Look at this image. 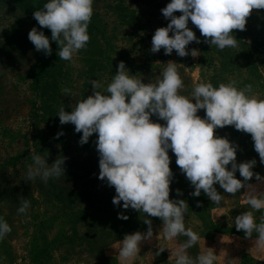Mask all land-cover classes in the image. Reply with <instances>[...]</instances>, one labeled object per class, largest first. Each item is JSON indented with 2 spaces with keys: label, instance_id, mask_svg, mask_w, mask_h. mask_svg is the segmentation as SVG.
<instances>
[{
  "label": "rangeland",
  "instance_id": "obj_1",
  "mask_svg": "<svg viewBox=\"0 0 264 264\" xmlns=\"http://www.w3.org/2000/svg\"><path fill=\"white\" fill-rule=\"evenodd\" d=\"M168 3L170 0H94L93 16L88 27L90 40L85 48L77 52L71 61H64L58 55L59 46L51 41L52 60L62 69L61 93L58 102L52 105L56 112L44 114L41 110L44 100L35 77L42 60L50 56L36 51L28 35L33 28L43 31L50 40L52 35L48 28H42L35 18L22 12L12 2L0 0V216L12 228L0 240V264H121L116 248L120 247L124 238L108 241L101 256L91 246H79L68 241L67 235H72L74 230L80 235L100 230L97 222L92 226L88 224L96 206L54 193V185L59 183L71 189L78 186L82 193H97L104 201L112 198L115 188L109 186L106 180L99 179L98 134L94 133L88 143L81 145L82 132L77 133L71 123L61 125L58 112L61 107L71 112L79 101L93 95L92 80H99L106 88L121 61L144 83H156L161 79V72L167 63L175 62L184 83L181 94L185 96L191 97L198 83H212L218 87L221 83L235 81L238 88L252 85L250 95L264 100V9H253L247 18L246 26L252 32L244 45L249 46L245 50L251 51L252 57L243 55L241 44L236 48L219 50L205 43V38L191 21L189 27L201 42L190 43L188 49L189 52L198 49L200 55L180 57L175 50L171 55H165L163 49L157 53L151 51L155 31L170 22L162 15V9ZM175 15L182 13L178 11ZM239 55L241 60L234 61ZM226 58L232 60L235 67L224 71ZM63 89H70L71 95H66ZM198 115L204 117L205 110H200ZM152 119L166 124L155 115ZM59 132L63 135L57 139ZM215 134L227 137L239 146L238 163L255 159L254 172L264 176V163L260 162L255 151L251 134L238 131L234 126L217 128ZM31 153L40 154L49 164L65 157V174L47 182L39 178L34 181L25 179L28 167L33 163ZM169 155L171 164H176V156L171 150ZM75 168L78 172L74 173ZM176 168L173 170L170 196L180 184L178 182L186 178L181 169ZM236 175L242 179L239 171ZM184 183L186 186L180 184L181 187L191 191V183ZM248 183L264 192V182L257 181L255 176ZM215 187L223 196L222 203H213L201 192L195 199L197 207L187 211L186 228H191L200 236L197 246L188 249V254L195 247L198 254L212 248L217 254L218 264H247V258L263 262L255 258L259 256L258 247H263L264 251V244L257 240L256 233L248 238L242 230L237 231L235 218L243 212L252 211L256 222L260 223L264 220V210L251 208L247 202V188L232 195L224 193L218 183ZM23 200L30 201V207L21 214L18 209ZM113 209L118 212V206ZM86 211L87 214L82 215ZM73 215L76 217L73 218ZM110 226L112 222L105 225ZM152 229V239L142 242L140 254L126 264H162L164 258L174 262L171 249L182 245L187 238L178 236L167 240L161 219H152ZM160 248L165 250L160 252Z\"/></svg>",
  "mask_w": 264,
  "mask_h": 264
},
{
  "label": "clouds",
  "instance_id": "obj_2",
  "mask_svg": "<svg viewBox=\"0 0 264 264\" xmlns=\"http://www.w3.org/2000/svg\"><path fill=\"white\" fill-rule=\"evenodd\" d=\"M94 0H47L43 8L34 12V18L42 28L51 30V40L43 31L33 28L28 35L36 51L52 54V43L59 45L61 60L71 61L85 48L90 40L88 27L93 16ZM253 9H264V0H170L162 9L166 27H160L152 37L151 51L164 50L171 55L175 50L180 57L200 55L198 49L188 45L201 41L189 27V21L199 29L204 42L219 50L238 47L233 30L246 29L247 18ZM182 15H175L177 12ZM172 33V35H170ZM93 95L79 101L71 112L59 109L60 124L71 123L77 133L82 132L80 144L88 143L96 133L97 151L100 154L99 179L113 186L116 195L113 204L144 214L146 232L126 234L118 249L121 264L140 254L141 244L153 237L151 217L163 221V233L171 241L178 236L187 240L171 249L175 264H216L217 254L209 248L196 257L188 249L200 240L197 232L186 228L185 217L189 204L185 199H171L170 185L174 173L169 150L176 156V164L194 188L191 195L199 197L203 192L213 203L223 202L224 193L235 195L247 188L248 204L255 211L264 210V192L250 183L255 176L264 182V176L254 172L256 160L237 162L238 145L227 137L217 136L215 130L234 126L238 131L251 134L255 151L264 163V100L250 95L252 85L238 88L235 81L221 83H198L191 95L181 94L183 80L175 62H168L156 83H144L137 79L124 61L112 81L105 88L99 80H92ZM71 95L70 89H63ZM205 110V116L198 115ZM155 115L161 124L152 119ZM62 132L57 133L58 139ZM33 163L28 167L25 179L37 178L47 182L65 174V157L49 164L40 154L31 153ZM231 167L229 168V165ZM237 171L240 177L237 178ZM178 194H182L177 189ZM30 201L23 200L18 212L24 214ZM127 220L128 215L118 214ZM235 228L250 238L254 233L264 244V220L260 223L252 211L236 216ZM12 231L0 216V240ZM158 238V237H157ZM165 248H160L163 252Z\"/></svg>",
  "mask_w": 264,
  "mask_h": 264
},
{
  "label": "trees",
  "instance_id": "obj_3",
  "mask_svg": "<svg viewBox=\"0 0 264 264\" xmlns=\"http://www.w3.org/2000/svg\"><path fill=\"white\" fill-rule=\"evenodd\" d=\"M10 2L13 3L14 6L19 8L22 12L25 14L30 15L31 17L34 18V12L36 10H40L43 8L45 1L44 0H9ZM50 30V29H49ZM235 30V29H234ZM250 30L246 26V29L243 31L240 30H235L233 33L238 35V45L241 44L243 46V55H246L247 57H252V54L249 53L251 51L245 50L246 48H249V46L244 45V43L248 40L249 37V32ZM51 33V30H50ZM52 35V33H51ZM254 37L252 42L254 41ZM55 46L58 47V43L55 41ZM239 50V49H236ZM214 51V50H213ZM229 51V50H228ZM241 55L238 56L237 59H234V61H240L241 60ZM53 57V55H52ZM52 57H48L47 59H43L41 62V65L39 66L38 69V74L35 77V82L40 86L41 88V93L43 96V103L41 104V110L44 114H49L53 113L54 111L56 112L55 108L53 109V104L58 102L61 90H60V81H61V72L62 69L60 68L59 65H56L55 62H53ZM229 57V56H228ZM227 61L225 60L226 65L224 66L223 70L226 71L228 67H235L233 64V61L226 58ZM220 77V76H219ZM221 78V77H220ZM215 86V85H214ZM50 103V104H49ZM172 170L177 169V164L174 162L170 165ZM78 169V168H77ZM76 168L74 169V173L78 172ZM188 181L187 178H182L178 183L181 185L186 184L184 182ZM190 182V181H189ZM179 184V185H180ZM175 187V190L172 192V195L170 196L171 199H185L188 204H189V210L193 207H197L195 199L197 198L196 196L191 195V193L194 191L193 186L191 191L185 190L184 188L180 186ZM74 188L70 187H64L62 184L56 183L54 185V193L56 195H68L66 198H71L73 201L76 202H83L91 207L96 206L94 208L92 215H91V220L88 222L90 226H92L93 223L97 222V227L100 230H96L93 232V234L89 233H84V235L77 234V232L74 230L72 231V235H67V239L69 242L78 244L79 246L84 245V246H91L93 250L98 251L97 255L101 256L102 250L105 248L107 242H112L113 240L117 239H123L126 234L129 233H134L136 231H144L145 229L148 228V225L144 223V214L137 211L133 210L131 208L125 210L122 207L123 202H121V205L118 206V212H116L113 207H116L113 204V198L116 195V191L112 195L111 199H106L104 201L103 199H100L98 197V194H89V193H82V190L78 186H72ZM76 188V189H75ZM177 189L180 190L182 194L177 193ZM65 197V196H63ZM199 207V206H198ZM203 209H205L203 207ZM202 211V209H201ZM123 212L125 215L129 216V219L123 220L118 218V214ZM82 214V213H81ZM87 211L84 212L82 215H86ZM80 216L77 215V217ZM76 217V215H73V218ZM112 217V218H111ZM103 218V219H102ZM79 219V218H78ZM86 218H83V220ZM151 219H160L159 217H151ZM102 220V221H101ZM107 222H112V226L110 227H105ZM99 225V226H98ZM102 233H101V232ZM245 237V236H244ZM104 242V246L102 243ZM108 242V243H109ZM197 246V245H196ZM196 251V247L193 248V251L189 252V255L192 257H196L199 255ZM161 256H165L163 253H160ZM247 260L255 264H264V262L256 261L250 258H247ZM162 264H175L174 262H169L166 258L163 259ZM218 264V263H216Z\"/></svg>",
  "mask_w": 264,
  "mask_h": 264
},
{
  "label": "crops",
  "instance_id": "obj_4",
  "mask_svg": "<svg viewBox=\"0 0 264 264\" xmlns=\"http://www.w3.org/2000/svg\"><path fill=\"white\" fill-rule=\"evenodd\" d=\"M262 249H263V247H260V248L258 247L257 251H258L259 256H257L255 259H260L261 261L264 262V251Z\"/></svg>",
  "mask_w": 264,
  "mask_h": 264
}]
</instances>
